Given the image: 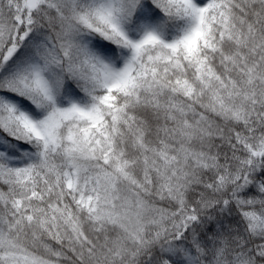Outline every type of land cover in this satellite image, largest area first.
<instances>
[{
	"label": "snow or ice",
	"instance_id": "6c2138e0",
	"mask_svg": "<svg viewBox=\"0 0 264 264\" xmlns=\"http://www.w3.org/2000/svg\"><path fill=\"white\" fill-rule=\"evenodd\" d=\"M0 264H264V0H0Z\"/></svg>",
	"mask_w": 264,
	"mask_h": 264
}]
</instances>
